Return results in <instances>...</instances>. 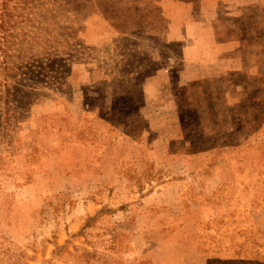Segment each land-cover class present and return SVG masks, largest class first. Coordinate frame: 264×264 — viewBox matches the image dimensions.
I'll use <instances>...</instances> for the list:
<instances>
[{
	"label": "rangeland",
	"instance_id": "1",
	"mask_svg": "<svg viewBox=\"0 0 264 264\" xmlns=\"http://www.w3.org/2000/svg\"><path fill=\"white\" fill-rule=\"evenodd\" d=\"M24 1L25 6H18L17 0H0V48L7 47L6 53L0 51V264H177L178 255L184 264H199L186 247L178 252L174 244L162 242L167 236L140 233L147 218L143 215L136 228V203L120 201L127 195L125 178L150 181L152 162L175 160L165 145L151 153L147 141L158 132H146V119L126 126L131 133L145 131L141 154L130 160L141 163L139 171L129 161L122 172L94 171L99 167L94 156L59 155V130L67 133L74 126L69 113L59 117V105L70 112L75 110L72 102H98L104 113L107 99L130 115L135 107L125 83L128 71H137L131 87L138 84L134 95L139 102V84L158 67H171L172 86L160 78L156 97L184 101L183 89L175 84L180 43L163 41L168 27L162 19L153 29L136 26L143 15L138 6H154L155 0ZM123 34L140 37L127 40ZM243 94L239 106L225 109L226 116L247 117ZM113 106L111 116L118 121ZM143 109L148 118L152 107ZM169 109L160 112L165 121L176 110ZM181 114L192 122L193 141L203 142L194 110L181 107ZM253 115L256 122L250 125L258 129L264 107H256ZM160 124L165 134L167 123L161 119ZM141 206L143 213L153 210L145 202ZM251 206L259 212L256 218L247 208L219 206L197 221L199 254L222 258L206 264H264V202Z\"/></svg>",
	"mask_w": 264,
	"mask_h": 264
},
{
	"label": "crops",
	"instance_id": "2",
	"mask_svg": "<svg viewBox=\"0 0 264 264\" xmlns=\"http://www.w3.org/2000/svg\"><path fill=\"white\" fill-rule=\"evenodd\" d=\"M140 9L143 15L138 16L137 28L153 29L162 19L168 27L163 41L180 43L182 61L175 71V84L183 89L184 101L156 97L161 90L160 78L168 88L172 86L171 67H158L148 81L139 84V102L134 95L138 84L131 87L137 71L127 70L125 83H129V102L135 112L129 115L117 111L118 104L107 99L103 103L104 113L99 111L98 102H72L75 110L70 112L59 105V117L69 113L74 123L67 133L59 130V155L94 156L99 166L94 171L122 172L131 156L141 154L145 138L143 129L129 132L127 122L146 119V132H158L151 142L147 141L151 153L165 145L170 159L175 160L152 162L150 181L125 178L123 188L127 195L120 201L136 203V228H140V219L147 218L149 223L141 225L140 233L167 236L162 242L174 244L178 252L186 247L199 264L222 260L197 251V221L219 206H228L230 211L247 208L256 218L259 212L251 204L264 202V116L259 119L258 129L250 125L256 122V107H264V0H155L154 6H138L137 10ZM123 37L138 40L140 36ZM170 60L168 57V63ZM257 60H261L259 64ZM241 91L247 117H234V113L226 116L225 109L239 106ZM112 106L120 117L118 121L111 116ZM145 106L152 107L148 118ZM172 107L176 108L175 115L169 114L165 121L160 112L164 108L171 111ZM181 107L194 110L203 142L193 141L195 137L188 125L192 122L188 115L181 114ZM161 119L162 124L167 123L165 134L158 125ZM241 122L247 126L246 132H241ZM207 124L211 129H207ZM212 156L214 161L209 159ZM130 163L135 170L141 169V163ZM130 189L134 193L129 197ZM143 202L153 206V210L143 213ZM177 258V264H184V256Z\"/></svg>",
	"mask_w": 264,
	"mask_h": 264
},
{
	"label": "trees",
	"instance_id": "3",
	"mask_svg": "<svg viewBox=\"0 0 264 264\" xmlns=\"http://www.w3.org/2000/svg\"><path fill=\"white\" fill-rule=\"evenodd\" d=\"M17 2H19L20 4H22V5H18V6H25V4H26V1H24V0L23 1L22 0H17ZM3 6H9V5H8L7 2H5ZM6 50H7V47L6 46H4V48H0V51L3 52V53H6L7 52Z\"/></svg>",
	"mask_w": 264,
	"mask_h": 264
}]
</instances>
